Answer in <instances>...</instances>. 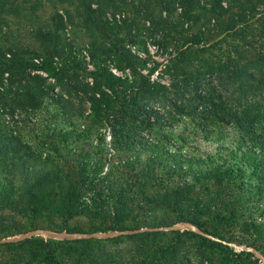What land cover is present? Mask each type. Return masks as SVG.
<instances>
[{"label":"trees","instance_id":"16d2710c","mask_svg":"<svg viewBox=\"0 0 264 264\" xmlns=\"http://www.w3.org/2000/svg\"><path fill=\"white\" fill-rule=\"evenodd\" d=\"M40 1L31 2V9L39 8ZM58 3L63 13L56 9L49 24L35 32L39 48L0 45V59L11 76V85L0 94V103L11 111L39 110L48 101L55 109L64 111L67 119L87 117L90 125L87 130L83 125L85 130L78 132V126L70 120L60 132L57 125L51 134H42L40 146L49 154L46 152L44 158L48 163L41 165L37 160H43L42 155L0 122V239L38 228L88 233L69 227V220L79 216L108 223L89 232L162 227L163 224H144L139 216H133L131 207L135 197L140 196L148 203L160 197L161 204L173 215L169 225L192 223L221 241L186 229L131 233L124 237L133 240L134 254L124 264H252L249 261L252 253L237 252L222 241H237L264 254L262 225L252 219L240 224L242 236L227 237L239 224L235 208L227 216L213 210L209 203L203 205L197 186L204 179L225 193L237 182V187L243 189L245 181L254 180L252 188L256 192L250 188L249 193L258 195L253 199L262 198L264 104L258 99L231 105L222 93L208 83L202 86V82L208 74L225 73L246 99L248 93L264 87V51L252 50L253 42L248 43L250 50L236 43L232 45L235 50L225 58L217 54L205 59L201 56L213 52L214 42L207 45L213 40V30L224 35L222 41L235 37L245 41L246 35L253 34L264 44V0H58ZM147 22V30L159 34L157 43L165 50L176 45L166 69L183 84V93L192 94L175 108L195 122L206 137L216 135L221 143L227 137L225 127L233 128L237 134L235 145L225 154L233 163L227 160L226 166L201 170L196 158L171 149L169 136L165 141L146 136L162 125L161 115L151 103L167 98L168 92L164 84L152 79L161 63L156 62L144 73L147 60L126 47L127 42L138 43V35L133 32L139 34L140 26L145 27ZM68 24L97 37L90 45L94 70H88L83 60L73 55L63 38ZM183 34L186 36L181 41ZM205 34L210 38L206 39ZM7 52L11 53L9 59L5 57ZM193 56L203 63L196 66L190 62L189 57ZM34 58H41L40 63L34 62ZM112 66L123 74L129 70L131 77L118 76ZM34 70L54 78L53 85L46 83L48 77L32 74ZM86 71L90 81L81 74ZM56 85L61 93L54 90ZM86 103H89L87 115ZM100 127L110 130L118 158L116 167L133 175L134 182L116 179L114 167L105 171L102 158H90V153L76 162V169L57 156L59 135L63 142L72 138L77 143L91 137L94 131L98 133V151L104 153L108 143L105 134L98 131ZM175 175L181 178L180 182L173 183L171 188L162 187L158 196L148 193L149 182L155 184ZM54 218L62 222L56 224ZM241 237L244 239L240 240ZM102 241L105 240L54 241L35 236L0 244V264H116L124 252L105 250L100 247ZM255 262L259 259L255 258Z\"/></svg>","mask_w":264,"mask_h":264},{"label":"rangeland","instance_id":"374dc122","mask_svg":"<svg viewBox=\"0 0 264 264\" xmlns=\"http://www.w3.org/2000/svg\"><path fill=\"white\" fill-rule=\"evenodd\" d=\"M26 1V4H24V0H0V45L3 48L23 47L24 49L28 48L30 50L39 48L40 45L35 38L36 30L41 26H47L55 10H60L58 0H41L39 8L33 10L31 9L30 3L35 2L36 0ZM9 2L13 3V6ZM17 5L20 7L18 10H16L14 7ZM60 12L63 13V10H60ZM148 26L149 23L147 22L145 27L140 26L142 28H140L141 31L139 34L137 31L133 32L138 35V43H135L134 45L130 42L126 43L127 48H130L132 52L137 53L143 59L147 60V69L143 70L144 73H146L149 68L154 67L156 62L161 63L159 69L152 75V79L160 81L166 86L168 91L167 98H159L151 103L156 109H158L162 118V125L157 126L150 134H147L146 136H148L149 139L156 138L157 140L161 141L167 140L166 136H169L171 138L169 142V144L172 145L171 149L179 150L186 156H193L196 158L198 163L201 164L200 166H202L201 170H206L208 167H217L221 164H224L227 160H229L230 163H233V160L230 157H225V154L231 151V149L234 147V142L237 138V134L234 132L233 128L225 127L224 131L227 132V137L221 143L217 140L216 135L206 137L204 133L197 127L195 122L191 121L189 117L181 115V113H179V111L175 108L176 105L180 103V101L184 100L185 97L189 98L192 95L191 93H183V84L178 83V79L169 74L166 69L167 64L170 63L169 59L171 57V53L175 55L176 45H170L168 46L167 50H165L159 43H157V39L160 38L159 34H153L152 32L148 31ZM206 28H208V25ZM206 33L208 34V31H206ZM211 33V38H213V40L211 42L209 41L210 43L208 42L207 45H210L214 42V46L212 47L213 52L201 56L202 59L208 58L213 54H217L218 56L225 58L229 55V53H231L230 51L235 50L232 45L236 43H239L240 45L242 44L245 50H250L251 47L248 45V43L253 42L254 48H252V50L255 52L264 51L263 40L253 34L246 35L247 38L245 41L238 39V37H235V39L229 38L226 41H222L224 35L220 36L217 30H213ZM62 36L66 43L72 48L73 55L76 56V58L82 59L88 70H94V62L90 53V45L97 37H95L93 33L86 29L75 28L69 24L63 31ZM185 36V34L180 36L181 41L184 40ZM205 38L207 39L210 37L209 35H206ZM140 40L144 41V43ZM146 50H148L147 53ZM246 54L248 53L246 52ZM202 59L195 56L189 57V61L196 66L203 63ZM111 69L118 76L126 75L131 77L129 70H126V72L123 74L113 66ZM81 74L86 75V78L89 81L91 80L88 77L87 71L81 72ZM44 77L48 76L44 75ZM205 77L206 80L202 82V86L205 87V84L208 83L210 86L222 93L228 103L231 105L238 106L245 100L251 101L258 99L262 101V104H264V87L261 89H256L254 92L248 93L245 97L246 99H243L235 84H233L231 80L225 76V73L208 74ZM50 78L51 77H48V81H46V83H52L51 85H53L55 79L51 81ZM258 86L261 85L259 84ZM54 90L61 93V89L57 85ZM85 106V115H87L89 113V103H86ZM18 109L24 116V124L19 134H14L12 131L11 132L13 135H20L24 142H26L36 154L42 155L43 160L41 158L37 160L41 163V165L48 163V160L44 158L47 157L46 152L49 154L48 150H43L40 146V138L42 134L45 135L46 132L51 134L52 130H55L57 125L60 132V130L64 127V123L69 122L70 120H74L78 126V132H82L83 129L85 130L86 126L90 125V120H88L87 117L83 120H79L75 116L67 119V116L64 115V111L55 109V107H52L48 101H46L44 106L39 110H24L22 108ZM61 120H64V122ZM66 127L67 130L70 129L68 126ZM87 129L88 128H86V130ZM98 131L105 134L106 142L108 143L107 150L104 153L98 151V133L94 131L93 135L91 134V137L82 138V140L78 141L77 143H74L72 138L67 143L63 142L61 136L59 135L57 156H61V158H63L65 161H68L69 166L74 169L76 167V162L85 159L86 153H90V158H102L105 165V171H107L110 167H114L113 172L116 179L134 182L135 177L133 175H129L126 172L124 173L116 167L118 164V158L117 155H115L116 152L112 146L109 128L100 127L98 128ZM77 146H79V149ZM51 154L54 155L55 150L51 149ZM224 166H226V164H224ZM180 180L181 178L175 175L171 179H161V182H157L155 184H153V182H149V185H147V191L149 194L158 196L157 192L159 189H162V187L163 189L171 188L173 183L180 182ZM245 182L246 183L244 186L241 187L243 189H239V187H237L239 184V182H237L236 185H232L230 192L225 193L221 192L216 188L215 185L208 183L207 180L204 179H202L199 186H197V195L201 197V203L203 205L209 203L213 210L218 211V213L222 211L221 213L227 216L230 215L229 211H231L232 208H235V212L240 219L239 224L231 231V233L226 234L227 237H230V235H235L237 237L242 236L243 231L240 224L249 222L252 219H257L256 221L259 222L264 228V192L261 195V199H253L254 196L258 197V195H250L249 193L250 188L251 190L255 191V189L252 188L254 185V180L249 181V183L247 181ZM206 184H208L209 187H207ZM132 204L133 205L131 207L134 209L132 213L133 216H139L144 224H163L162 227H171L183 224L178 223L175 225H169V223L173 221V215L170 210L161 204L160 197H156L153 202L148 203L147 200H144V198L139 196L135 197ZM53 221L56 224H60L62 222V220L59 218H54ZM105 223H102L101 220L97 218H90L87 216H79L70 219L68 222L70 228H82L87 232L95 227L104 226ZM161 230L170 231L169 229ZM125 235L114 237L119 239L109 238L113 239L109 241L108 239H101L105 241L101 242L100 247L104 248L105 250L112 251L116 249L124 252L125 257L123 256V253H121L122 257L121 259H118L119 261H117L116 264H124V260L131 259L132 255L134 254V249H132L134 242L133 240L124 237ZM38 237L54 241L74 240L52 234H41ZM239 239L241 240L244 238L241 237ZM233 243L242 246H248L246 244H240L237 241H233ZM131 249L132 252L130 251ZM255 258L257 257L254 255L249 259V261H251L252 264H262L260 260L259 262H255Z\"/></svg>","mask_w":264,"mask_h":264},{"label":"water","instance_id":"95a60500","mask_svg":"<svg viewBox=\"0 0 264 264\" xmlns=\"http://www.w3.org/2000/svg\"><path fill=\"white\" fill-rule=\"evenodd\" d=\"M161 229H169V230H189L193 231L197 234L206 236L210 239L216 240V241H221L218 238H215L213 235H210L203 230L199 229L197 226H195L192 223H183L181 225H175L171 227H155V228H145V229H137V230H113V231H108V232H88V233H82V232H67V231H54V230H49V229H43V228H38L34 230H30L24 234H20L14 237H8L4 239H0V244H5V243H11V242H19L28 238H32L35 236H39L41 234H52V235H58V236H63L67 239H109V238H114L118 237L120 235H125V234H131V233H136V232H143L145 230H161ZM224 244L234 248L237 252H250L254 254L261 262L264 264V254H262L258 249L251 247V246H242L238 245L233 242H228V241H222Z\"/></svg>","mask_w":264,"mask_h":264},{"label":"built area","instance_id":"2783aa9c","mask_svg":"<svg viewBox=\"0 0 264 264\" xmlns=\"http://www.w3.org/2000/svg\"><path fill=\"white\" fill-rule=\"evenodd\" d=\"M5 57L6 59H9L11 57V53L7 52ZM40 61L41 58H34V62L40 63ZM32 74L47 76L45 72L40 70H34L32 71ZM10 77V72L4 68V64L0 59V94L5 92V90L11 85ZM50 80L53 81L54 78H50ZM0 122L14 134H19L24 124V116L19 109L12 112L8 107H5L0 103Z\"/></svg>","mask_w":264,"mask_h":264}]
</instances>
